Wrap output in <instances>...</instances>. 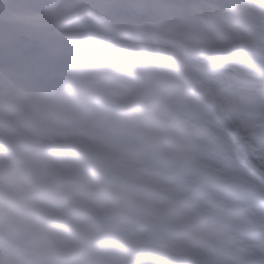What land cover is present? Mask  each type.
<instances>
[{
  "label": "snow or ice",
  "instance_id": "6c2138e0",
  "mask_svg": "<svg viewBox=\"0 0 264 264\" xmlns=\"http://www.w3.org/2000/svg\"><path fill=\"white\" fill-rule=\"evenodd\" d=\"M0 264H264V0H0Z\"/></svg>",
  "mask_w": 264,
  "mask_h": 264
}]
</instances>
